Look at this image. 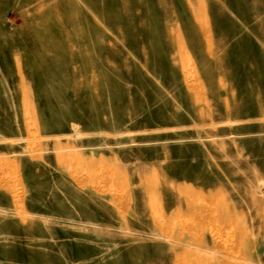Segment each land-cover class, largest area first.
<instances>
[{
  "label": "rangeland",
  "instance_id": "obj_1",
  "mask_svg": "<svg viewBox=\"0 0 264 264\" xmlns=\"http://www.w3.org/2000/svg\"><path fill=\"white\" fill-rule=\"evenodd\" d=\"M0 264H264V0H0Z\"/></svg>",
  "mask_w": 264,
  "mask_h": 264
},
{
  "label": "bare ground",
  "instance_id": "obj_2",
  "mask_svg": "<svg viewBox=\"0 0 264 264\" xmlns=\"http://www.w3.org/2000/svg\"><path fill=\"white\" fill-rule=\"evenodd\" d=\"M178 221H179V220H178ZM154 223H155V222H154ZM156 223H157V222H156ZM162 223H163V222H162ZM164 223H165V222H164ZM172 223H175V222L172 221ZM177 223H178V222H177ZM182 223H183V222H182ZM184 223H185V222H184ZM166 224H167V223H166ZM169 224H170V222H169ZM173 225H174V224H173ZM173 225H172V226H173ZM157 226H158V224H157ZM175 226H176V225H175ZM179 226H180V225H179ZM160 228H161V230L163 231V228H162V227H160ZM169 229H170V228H168V230H169ZM174 229H175V228H174ZM180 229H181V228H180ZM182 229L184 230L185 228L182 227ZM170 230H171V229H170ZM178 230H179V229H178ZM183 230H182V231H183ZM185 230H186V229H185ZM189 244H190V242H189ZM215 247H216V246H215ZM180 252H181V251H180Z\"/></svg>",
  "mask_w": 264,
  "mask_h": 264
}]
</instances>
